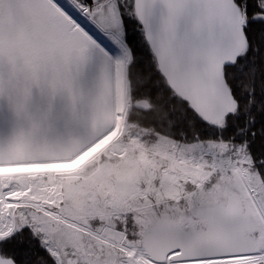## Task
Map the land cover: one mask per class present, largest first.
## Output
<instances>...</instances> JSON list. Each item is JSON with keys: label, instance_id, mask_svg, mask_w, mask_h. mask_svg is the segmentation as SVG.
<instances>
[{"label": "snow or ice", "instance_id": "obj_1", "mask_svg": "<svg viewBox=\"0 0 264 264\" xmlns=\"http://www.w3.org/2000/svg\"><path fill=\"white\" fill-rule=\"evenodd\" d=\"M0 264H264V0H0Z\"/></svg>", "mask_w": 264, "mask_h": 264}]
</instances>
